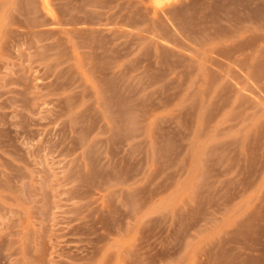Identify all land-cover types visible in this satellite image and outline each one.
<instances>
[{
  "label": "rangeland",
  "instance_id": "374dc122",
  "mask_svg": "<svg viewBox=\"0 0 264 264\" xmlns=\"http://www.w3.org/2000/svg\"><path fill=\"white\" fill-rule=\"evenodd\" d=\"M0 264H264V0H0Z\"/></svg>",
  "mask_w": 264,
  "mask_h": 264
}]
</instances>
